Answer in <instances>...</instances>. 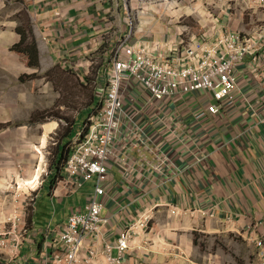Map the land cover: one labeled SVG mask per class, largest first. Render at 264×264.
<instances>
[{"label": "crops", "instance_id": "obj_1", "mask_svg": "<svg viewBox=\"0 0 264 264\" xmlns=\"http://www.w3.org/2000/svg\"><path fill=\"white\" fill-rule=\"evenodd\" d=\"M21 13L35 27L40 55L49 54L56 64L83 66L90 64L88 55L98 51L103 60L92 62L95 69L107 65L110 50L101 49L104 39L128 16L122 0H0V70L11 71L18 60L11 47L19 41ZM120 31L124 34L125 26ZM148 34L150 38L143 41L154 39L161 46L174 39L172 33L159 38L151 31ZM145 44L153 49L152 43ZM164 50L165 45L159 49ZM170 107L165 114L149 109L137 117V125L145 132L141 135L148 139L132 148L123 143L116 146L102 210L109 222L98 249L106 241H116L121 228L150 211L148 227L133 231L123 264H228L233 260L226 250L229 242L238 238L252 244L264 238L262 116L254 111V103L250 109L240 100L211 117L197 118L193 102L191 108L174 103ZM164 157L168 162L161 164ZM14 164L0 159V167ZM8 184L0 177V232L9 226L7 220L14 212L25 214L24 209L34 206L25 194L10 193ZM81 190L85 203L91 187ZM49 195L51 201L59 200V209H53L51 219L48 209L41 213L35 207L29 220L32 231L58 230L83 206H64L75 194L53 197L49 191ZM42 236L25 240L23 264H40L33 247ZM5 251L0 248V264L9 261ZM94 264L107 262L101 255Z\"/></svg>", "mask_w": 264, "mask_h": 264}, {"label": "built area", "instance_id": "obj_2", "mask_svg": "<svg viewBox=\"0 0 264 264\" xmlns=\"http://www.w3.org/2000/svg\"><path fill=\"white\" fill-rule=\"evenodd\" d=\"M150 0H122L127 11L128 27L122 37L130 36V6L145 5ZM253 8L264 11V0H250ZM174 3L176 0H162ZM136 13H139L138 11ZM131 17V18H133ZM264 27V26H263ZM164 44L149 40L121 43L110 50L106 58L109 71L106 78L96 84L95 95L99 108L89 117L85 127L73 144V150L64 162V176L52 189L53 197L73 195L94 180L83 207L70 214L58 230L41 231L44 242L39 251L40 264H94L103 256L107 264H123L125 253L130 248L132 233L148 227L152 216L143 212L128 227L121 228L116 241H106L98 249L103 227L109 219L102 214L109 182V163L119 143L134 147L148 139L137 125V117L145 110L154 109L162 114L170 105L197 107L196 117L217 116L237 101L256 105L254 110L262 116L264 124V28L255 33V40L248 44L236 33L229 32L206 38H181ZM150 42L153 49L145 44ZM192 99V101L190 100ZM161 164L168 158H160ZM33 182V181H32ZM39 185L25 192L29 203ZM32 204V203H31ZM29 207V206H28ZM26 212V209H24ZM211 217L214 215L209 214ZM26 213L14 212L7 223L8 239L0 238V248L7 250L11 260L7 264H23L22 244L19 231L24 228ZM39 231H32L38 238ZM1 236V232H0ZM259 246L262 239H256ZM97 246V247H96ZM262 252L261 254H263Z\"/></svg>", "mask_w": 264, "mask_h": 264}, {"label": "rangeland", "instance_id": "obj_3", "mask_svg": "<svg viewBox=\"0 0 264 264\" xmlns=\"http://www.w3.org/2000/svg\"><path fill=\"white\" fill-rule=\"evenodd\" d=\"M129 8L132 15L135 12V17L131 16L133 18L129 19L130 25L134 27L131 35L122 37L120 33L122 27H128L127 22H122L119 26L114 23L115 28L104 39L102 50L119 47L123 42L130 44L133 40L142 43V38H150L148 31L158 38L161 34L172 33L175 39L182 29L181 38L187 41L200 38L211 40L213 36L233 32L251 44L255 40V33L264 28V11L253 8L250 0H176L168 4L162 0H150L145 5L134 2L133 7ZM24 17L23 13L19 14V25L25 23ZM144 21L145 23H141ZM32 28L34 31L35 27ZM95 60H103L98 51L89 54L87 61L90 64L83 66L75 63L56 64L49 54L42 53L40 68H31L27 66L26 58L18 53V60L13 63L11 71L0 70V159H11L15 163L10 167L2 165L0 177L9 181L10 193L13 190L19 191L22 197L30 188H25L27 183L31 184L36 173L40 172L39 187L33 193V199L38 201L36 205L31 201L34 206L27 207L26 225L19 231L22 249L26 239H33L32 236L28 237L32 231L29 220H32L33 210L37 208V211L43 213L48 209L52 219L55 214L53 209H59V200L53 199V202L49 195V191L52 192L48 181L50 164L63 137L75 126L77 132L73 138L74 144L83 129L84 118L89 117L92 108L97 105L94 101L97 98L96 84L106 73H100L103 77L97 78V71L92 63ZM45 135L47 140L44 145ZM88 185L94 186V180L89 181ZM81 191H77L74 197H69L64 206L67 205L70 209L76 203L84 205V194ZM38 218H41L40 213ZM9 229L10 225L3 229L0 238L8 239L9 235L4 233ZM261 239L264 241V238ZM228 244V257L233 259L227 261L228 264H264V253L261 254L264 252V245L248 244L238 238ZM33 248L37 249V244ZM27 250L29 254L30 250ZM7 256L10 261L8 253Z\"/></svg>", "mask_w": 264, "mask_h": 264}, {"label": "trees", "instance_id": "obj_4", "mask_svg": "<svg viewBox=\"0 0 264 264\" xmlns=\"http://www.w3.org/2000/svg\"><path fill=\"white\" fill-rule=\"evenodd\" d=\"M24 21L25 23L23 25H19L17 27V33L19 34V41L12 45L11 50L16 51L17 53L23 55L26 58L27 66L31 68H40V52L38 48V43L36 40V37L34 35V31L32 28L31 21L28 19V17L24 14ZM102 66V64H101ZM97 78L103 77L102 74L108 73L109 67L106 65H103L101 68H97ZM100 73H102L100 75ZM106 78L103 77V79ZM103 79L98 80V82L102 81ZM94 101L97 103L95 108H92L88 110V114L95 112L99 108V100L97 98H94ZM88 121V117L84 118V126ZM75 126H72V129L70 132L63 137L61 140L57 152L54 156V159L52 160L50 164V173H49V186L50 190L56 186L57 182L63 178L64 176V162L68 158V156L71 154L73 150V138L75 137ZM37 244V251L42 250V245L44 242V238L40 237L38 240L35 241Z\"/></svg>", "mask_w": 264, "mask_h": 264}, {"label": "bare ground", "instance_id": "obj_5", "mask_svg": "<svg viewBox=\"0 0 264 264\" xmlns=\"http://www.w3.org/2000/svg\"><path fill=\"white\" fill-rule=\"evenodd\" d=\"M46 135H47V134H46ZM46 135H45V137H44V139H43L44 145L46 144V140H47ZM39 171H40V169H39ZM41 171H42V170H41ZM39 173H40V172L36 173V177L34 176L33 182H32L31 184H30V183H27V185H26L25 188H27V187H34L36 184H38V182H39Z\"/></svg>", "mask_w": 264, "mask_h": 264}]
</instances>
